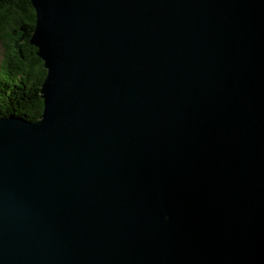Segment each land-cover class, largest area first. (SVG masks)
I'll list each match as a JSON object with an SVG mask.
<instances>
[{"label": "water", "instance_id": "obj_1", "mask_svg": "<svg viewBox=\"0 0 264 264\" xmlns=\"http://www.w3.org/2000/svg\"><path fill=\"white\" fill-rule=\"evenodd\" d=\"M29 1L0 264H264V0Z\"/></svg>", "mask_w": 264, "mask_h": 264}, {"label": "trees", "instance_id": "obj_2", "mask_svg": "<svg viewBox=\"0 0 264 264\" xmlns=\"http://www.w3.org/2000/svg\"><path fill=\"white\" fill-rule=\"evenodd\" d=\"M35 12L29 0H0V118L36 121L43 108V62L30 45Z\"/></svg>", "mask_w": 264, "mask_h": 264}, {"label": "rangeland", "instance_id": "obj_3", "mask_svg": "<svg viewBox=\"0 0 264 264\" xmlns=\"http://www.w3.org/2000/svg\"><path fill=\"white\" fill-rule=\"evenodd\" d=\"M0 53H1V46H0Z\"/></svg>", "mask_w": 264, "mask_h": 264}]
</instances>
